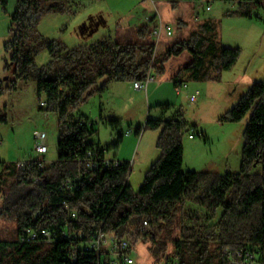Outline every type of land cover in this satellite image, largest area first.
I'll list each match as a JSON object with an SVG mask.
<instances>
[{
    "label": "trees",
    "instance_id": "trees-1",
    "mask_svg": "<svg viewBox=\"0 0 264 264\" xmlns=\"http://www.w3.org/2000/svg\"><path fill=\"white\" fill-rule=\"evenodd\" d=\"M66 1L17 0L11 18V38L5 47L11 53L6 70L12 75L0 79V98L17 79L35 80L40 104L45 102L41 109L58 115L59 136L58 158L50 164L37 160L22 170L15 162L0 161V216L16 223L15 238L0 239V264H97V253L86 243L99 229L118 239L130 237L133 246L149 243L154 264H233L240 252H250L254 264H264V81L253 82L222 117L240 122L250 113L239 172L183 170V135L191 127L179 112L173 118L146 121L145 128H162L157 141L160 154L138 190L129 183L128 160L119 166L87 167L89 150L103 156L120 146L126 132L112 147L103 146L96 139L97 121L77 111L111 81H144L151 69L162 73L166 63L183 56L187 60L180 70L194 79H221L222 72L236 64L241 49L222 43L215 20L200 23L190 37L174 42L154 61L156 42L150 23L137 29L136 41L103 37L69 47L38 29L45 15L67 11ZM1 2L6 5L7 0ZM237 2L243 6L261 0ZM236 13L252 16L244 10ZM42 50L49 52L50 60L38 66L36 56ZM0 120L5 122L6 117ZM109 123L120 126L116 119ZM135 131L140 134L142 129ZM79 175L75 189L62 187ZM187 202L202 207L206 221L212 222L205 229L183 223L182 234L176 237ZM66 204L77 212L76 218ZM145 220L163 233H146ZM43 228L55 234L52 243L41 232L36 240H22L29 229Z\"/></svg>",
    "mask_w": 264,
    "mask_h": 264
},
{
    "label": "rangeland",
    "instance_id": "rangeland-1",
    "mask_svg": "<svg viewBox=\"0 0 264 264\" xmlns=\"http://www.w3.org/2000/svg\"><path fill=\"white\" fill-rule=\"evenodd\" d=\"M210 4L212 9L207 10ZM65 6L64 13L45 15L38 29L44 37L62 40L69 47L90 44L103 37L136 41L137 29L147 23V15H153L173 30V35L164 34L158 43L156 55H160L174 42L190 37L198 29L199 20L218 21L222 43L241 49L236 64L223 71L221 79H194L188 71L180 70L187 60L183 56L180 61L172 59L166 63L164 72H154L156 80L147 88L136 89L132 81H111L105 91L88 98L77 111L90 113L94 119L99 114L102 116L95 121L96 139L103 146L112 147L119 134L128 129H142L140 134H124L120 146L108 151L111 156L117 154L131 162L129 183L133 190H138L148 167L160 154L157 141L162 128H145L146 121L173 118L179 112L191 127L183 135V170L240 171L250 113L240 122L222 117L253 82L264 81V0L260 4L250 2L243 6L237 0H67ZM16 7L17 0H7L6 5L0 0V79L3 81L12 75L6 70L11 53L6 51L5 44L11 38V18ZM242 10L252 16L236 13ZM198 14L199 19L196 18ZM136 16H141V23L134 26ZM180 19L186 23L182 28L178 23ZM49 60L47 50L36 56L38 66ZM176 81L188 82V89L178 92ZM196 90L200 91L198 99L192 101ZM2 117H6V121L0 120V161L17 162L38 155L34 150L36 130L47 133L48 152L41 156L46 164L58 158V115L41 109L35 80L17 79L15 87L5 91L0 98V119ZM112 119L120 121L118 128L109 123ZM191 132L194 138L189 137ZM185 209L186 214L179 218L174 236L182 234L183 223L201 229L211 224L212 221H206V211L202 207L187 202ZM15 231L16 223L0 216V239H14ZM155 232L162 234L163 230L157 228ZM105 234L108 241L115 237L112 233ZM133 248V264H154L149 243L139 242ZM169 250H174L172 244Z\"/></svg>",
    "mask_w": 264,
    "mask_h": 264
},
{
    "label": "built area",
    "instance_id": "built-area-1",
    "mask_svg": "<svg viewBox=\"0 0 264 264\" xmlns=\"http://www.w3.org/2000/svg\"><path fill=\"white\" fill-rule=\"evenodd\" d=\"M211 9V4L207 6V10ZM152 19H150L151 21ZM166 34L167 36L173 35V30L170 26L166 25L162 20H158L157 23L154 25L152 36L156 42V51L158 43L161 41L163 35ZM156 52L153 56V61L155 59ZM156 77L152 71L150 70L146 80L144 81H135L134 87L136 89H144L147 88L148 84L152 81H155ZM189 84L186 81H181L176 84V89L178 92H182L188 89ZM200 91L196 90L195 93L191 96L192 101H197L198 95ZM41 105H45V102H42ZM136 133L135 129H128L126 134ZM35 136V144L34 150L36 152V156H31L29 159L26 160H19L15 162L16 167L18 169H26L33 161H42L44 160V164L46 160L41 157L48 152V144H47V133L45 131L36 130L34 132ZM190 138H194V133L189 134ZM123 164V160H120L115 157H110L108 152L105 151L103 156H98L93 150L88 151V161L87 167L90 169H98V168H105L108 166H119ZM43 166V164H41ZM81 179L79 175L77 178H69L63 182L62 187L64 189H75L77 187L78 180ZM65 207L69 209V205L66 204ZM70 210V209H69ZM70 216L72 218L77 217V212L74 210H70ZM142 229L149 234L156 233L155 230L157 227L152 226L149 220H145L143 222ZM44 236L45 241L48 243H52L55 239V234L46 228L41 229V231L29 229L27 232V237L23 236L22 240H36L39 237V233ZM63 235L66 236L67 232L64 231ZM90 249L95 251L98 255V263L97 264H133L135 261L134 256V248L132 246V242L129 238L118 239L113 237L111 240L108 241V238L102 229L96 231L95 234L90 238V240L86 243ZM107 246H109L107 248ZM88 248V249H89ZM233 264H254V255L250 252L241 253L236 260L232 261ZM174 264H179L177 261Z\"/></svg>",
    "mask_w": 264,
    "mask_h": 264
},
{
    "label": "crops",
    "instance_id": "crops-1",
    "mask_svg": "<svg viewBox=\"0 0 264 264\" xmlns=\"http://www.w3.org/2000/svg\"><path fill=\"white\" fill-rule=\"evenodd\" d=\"M211 9H212V8H211ZM211 9H210V10H211ZM145 16H146V15H145ZM146 17H147V20H148L147 23H150V24H152V25H153V24L155 25V24L157 23V21L159 20V18H156L155 21L151 23V22H149V20L152 19V18H154V16H153V15H147ZM196 18L199 19V18H200V15L198 14ZM135 19H136V20H135V22H133V23H134L133 25H134V26H136V25H140L141 22H139V20L141 19V16H136ZM161 20H162V19H161ZM162 21H163V20H162ZM163 22H164V21H163ZM198 22H199V23H202L201 20H199ZM137 23H139V24H137ZM147 23H146V24H147ZM178 23L181 24V26H180L181 28L184 27L185 24H186L185 21H183V20H181V19L178 21ZM144 24H145V23H144ZM176 60H179V61H180V58H179V59H176ZM183 65H184V64H183ZM182 67H183V66H182ZM182 67H180V68H182ZM179 82H181V81H179ZM176 84H177V82H176ZM78 112H79V111H78ZM80 113H82V114H84V115L90 117L91 119H94V118H92V116L90 115V113H89V114H86V113H83V112H81V111H80ZM101 117H102V116L99 114L98 116H96L95 119H101ZM95 119H94V120H95ZM191 133H192V132H191ZM191 133H189V134H191ZM108 155H109V154H108ZM109 156H110V157L118 158V159H120V160H126V158H121V157L118 156L117 154H115V155H113V156H111V155H109Z\"/></svg>",
    "mask_w": 264,
    "mask_h": 264
},
{
    "label": "flooded vegetation",
    "instance_id": "flooded-vegetation-1",
    "mask_svg": "<svg viewBox=\"0 0 264 264\" xmlns=\"http://www.w3.org/2000/svg\"><path fill=\"white\" fill-rule=\"evenodd\" d=\"M2 80V79H1Z\"/></svg>",
    "mask_w": 264,
    "mask_h": 264
}]
</instances>
